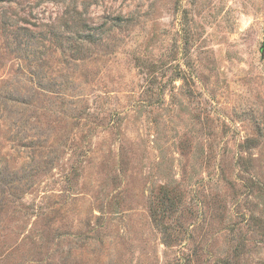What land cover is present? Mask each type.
I'll use <instances>...</instances> for the list:
<instances>
[{
  "label": "rangeland",
  "instance_id": "obj_1",
  "mask_svg": "<svg viewBox=\"0 0 264 264\" xmlns=\"http://www.w3.org/2000/svg\"><path fill=\"white\" fill-rule=\"evenodd\" d=\"M264 0H0V264H264Z\"/></svg>",
  "mask_w": 264,
  "mask_h": 264
},
{
  "label": "water",
  "instance_id": "obj_2",
  "mask_svg": "<svg viewBox=\"0 0 264 264\" xmlns=\"http://www.w3.org/2000/svg\"><path fill=\"white\" fill-rule=\"evenodd\" d=\"M261 50H264V42H263V44H262Z\"/></svg>",
  "mask_w": 264,
  "mask_h": 264
}]
</instances>
